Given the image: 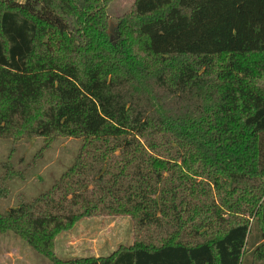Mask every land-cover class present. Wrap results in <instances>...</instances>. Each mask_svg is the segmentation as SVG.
Returning <instances> with one entry per match:
<instances>
[{
    "label": "trees",
    "instance_id": "trees-1",
    "mask_svg": "<svg viewBox=\"0 0 264 264\" xmlns=\"http://www.w3.org/2000/svg\"><path fill=\"white\" fill-rule=\"evenodd\" d=\"M111 1L0 0V138L82 140L0 234L53 264H244L264 240V0H134L110 41ZM105 216L133 220L131 246L57 256Z\"/></svg>",
    "mask_w": 264,
    "mask_h": 264
},
{
    "label": "rangeland",
    "instance_id": "rangeland-1",
    "mask_svg": "<svg viewBox=\"0 0 264 264\" xmlns=\"http://www.w3.org/2000/svg\"><path fill=\"white\" fill-rule=\"evenodd\" d=\"M133 4L134 0L111 1L108 7L110 25L107 30L110 41L119 36L116 22L131 10ZM81 145V139L56 138L47 142L44 138H0V177L6 173L4 165H11L18 173L8 183L7 199L0 198V210L7 212L19 206L21 200L35 198L50 188L73 164ZM134 234V224L130 217L85 218L72 230L58 236L56 254L62 260L108 256L120 246H131ZM262 244L264 240H256L247 245L244 264H264V261L255 262L258 248ZM0 264L53 263L39 255L20 237L8 232L0 234Z\"/></svg>",
    "mask_w": 264,
    "mask_h": 264
}]
</instances>
